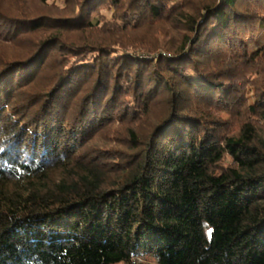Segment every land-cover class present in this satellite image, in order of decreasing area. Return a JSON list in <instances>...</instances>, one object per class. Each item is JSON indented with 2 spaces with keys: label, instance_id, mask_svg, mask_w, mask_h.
I'll list each match as a JSON object with an SVG mask.
<instances>
[{
  "label": "trees",
  "instance_id": "obj_1",
  "mask_svg": "<svg viewBox=\"0 0 264 264\" xmlns=\"http://www.w3.org/2000/svg\"><path fill=\"white\" fill-rule=\"evenodd\" d=\"M0 264H264V0H0Z\"/></svg>",
  "mask_w": 264,
  "mask_h": 264
},
{
  "label": "rangeland",
  "instance_id": "obj_2",
  "mask_svg": "<svg viewBox=\"0 0 264 264\" xmlns=\"http://www.w3.org/2000/svg\"><path fill=\"white\" fill-rule=\"evenodd\" d=\"M107 14V13H106ZM159 51H161V50H158V51H156V52H159ZM155 52V53H156ZM130 53L131 54H133V55H136L137 56V58H146V56H148L147 58H149L151 55L150 54H148V53H146V52H143V51H140V50H132V51H130ZM154 53V54H155Z\"/></svg>",
  "mask_w": 264,
  "mask_h": 264
},
{
  "label": "built area",
  "instance_id": "obj_3",
  "mask_svg": "<svg viewBox=\"0 0 264 264\" xmlns=\"http://www.w3.org/2000/svg\"><path fill=\"white\" fill-rule=\"evenodd\" d=\"M160 52H156L155 54H153V55H155V56H157L158 54H159ZM161 53L163 54V55H170V53H168V52H166V51H161ZM152 56V55H151ZM150 56V57H151ZM146 57H148V56H146Z\"/></svg>",
  "mask_w": 264,
  "mask_h": 264
}]
</instances>
